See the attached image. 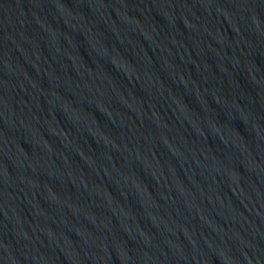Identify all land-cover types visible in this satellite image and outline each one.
Returning <instances> with one entry per match:
<instances>
[{"label":"water","instance_id":"1","mask_svg":"<svg viewBox=\"0 0 264 264\" xmlns=\"http://www.w3.org/2000/svg\"><path fill=\"white\" fill-rule=\"evenodd\" d=\"M0 264H264V0H0Z\"/></svg>","mask_w":264,"mask_h":264}]
</instances>
